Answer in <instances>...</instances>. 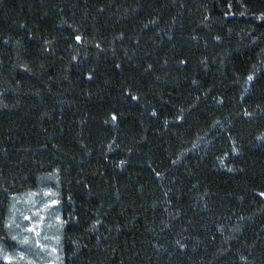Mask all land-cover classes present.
<instances>
[{
	"label": "trees",
	"instance_id": "16d2710c",
	"mask_svg": "<svg viewBox=\"0 0 264 264\" xmlns=\"http://www.w3.org/2000/svg\"><path fill=\"white\" fill-rule=\"evenodd\" d=\"M49 190L54 264H264V0H0L13 257Z\"/></svg>",
	"mask_w": 264,
	"mask_h": 264
},
{
	"label": "snow or ice",
	"instance_id": "6c2138e0",
	"mask_svg": "<svg viewBox=\"0 0 264 264\" xmlns=\"http://www.w3.org/2000/svg\"><path fill=\"white\" fill-rule=\"evenodd\" d=\"M82 37L80 35L75 36V40L79 43L82 42ZM99 47V45H97ZM93 77L91 74L88 75L87 79L91 80ZM248 81H252L254 77L252 75H249L247 77ZM132 99H138V97L132 96ZM155 115V113H153ZM247 115V113H246ZM113 121L117 119L116 115H113L111 118ZM124 163V161H121V165ZM231 170V169H229ZM52 174H49V178H51ZM27 198L24 199L23 197H20L16 194L11 195L10 197H7V199H10L13 201L10 207L11 214L5 218L4 223H3V228L7 229L9 232L13 230V228L20 229L21 226L19 223H16V215L15 213L19 211L16 208V204L20 202H24L27 204H30L31 206L35 207L36 201L33 199L37 195L35 192H29L26 194ZM54 193L52 191H44L43 196L47 197L48 199L45 200L40 207L36 208V211L32 213L31 216L29 215H21L23 216V220L29 221V226L21 229V233L26 232V233H31L34 237H40L41 236V231L40 228L42 227V224L45 220V216L42 215L41 213L47 212L48 210L55 209L59 204L60 200L57 198H52L54 197ZM261 195H264V193H261ZM34 217H38V219H33ZM61 225L64 223V221L61 219L60 216H56L55 218ZM21 233H17L16 235H11L10 238L12 241H16L20 245H25V246H31L32 240L30 239L29 236L27 235H21ZM44 239H48V237H44ZM57 240L59 239L58 237L56 238ZM36 246L41 248L42 250H45L48 252V254L51 256L53 254L57 253V248L51 247L48 248L46 245L41 244L39 239L35 240ZM58 259V257H56ZM0 259H3L6 261V264H14L15 261H24L26 260V257L24 253H17L16 257H13L12 255L8 254L3 247H0ZM27 264H35L34 261L32 260H27Z\"/></svg>",
	"mask_w": 264,
	"mask_h": 264
},
{
	"label": "rangeland",
	"instance_id": "374dc122",
	"mask_svg": "<svg viewBox=\"0 0 264 264\" xmlns=\"http://www.w3.org/2000/svg\"><path fill=\"white\" fill-rule=\"evenodd\" d=\"M33 199L37 202L35 207L31 206L30 204L24 203L23 201L18 203L20 210L17 211L15 213V215H16V219H17L16 223H19L21 226L19 233H21V229L29 226V221L23 220V216L21 215V213H23V215L31 216L32 213L36 211V208L40 207L41 204L45 200H47L48 198L44 197L42 195L40 197L35 196V197H33ZM51 213H52V209L48 210L47 212L41 213L42 215L45 216V220L42 224V227L40 228V231H41L40 237H38V238L34 237L31 233H26V232L21 233L22 236L27 235L32 240L31 246L20 245L22 247V250L25 249L22 252V253H24L25 256H26V254H28L30 256L33 253V257H30L32 261H35L34 257H36L38 260H42L43 257H46L49 259V262H50L49 264H54L56 259H57L56 258L57 253L50 256L47 251L42 250L41 248H39L35 244V240L39 239L40 243L46 245L48 248L54 247V241L55 240H54V236L51 232L53 229V223L55 222V219L52 220ZM33 219L34 220L38 219V217H34ZM44 237H48V239H44ZM19 253H21V252H19Z\"/></svg>",
	"mask_w": 264,
	"mask_h": 264
}]
</instances>
